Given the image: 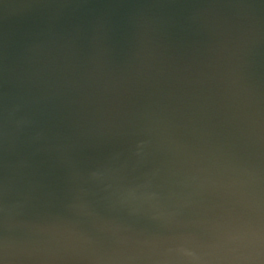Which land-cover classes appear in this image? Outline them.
<instances>
[{"label":"water","instance_id":"obj_1","mask_svg":"<svg viewBox=\"0 0 264 264\" xmlns=\"http://www.w3.org/2000/svg\"><path fill=\"white\" fill-rule=\"evenodd\" d=\"M0 264H264V0H0Z\"/></svg>","mask_w":264,"mask_h":264}]
</instances>
